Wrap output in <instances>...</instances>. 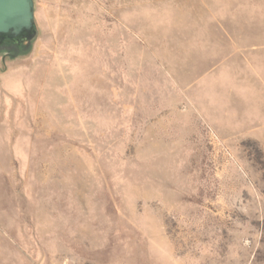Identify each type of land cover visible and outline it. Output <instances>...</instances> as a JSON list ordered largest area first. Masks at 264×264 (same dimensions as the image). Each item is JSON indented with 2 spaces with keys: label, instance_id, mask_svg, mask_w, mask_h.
<instances>
[{
  "label": "rangeland",
  "instance_id": "1",
  "mask_svg": "<svg viewBox=\"0 0 264 264\" xmlns=\"http://www.w3.org/2000/svg\"><path fill=\"white\" fill-rule=\"evenodd\" d=\"M33 1L0 264H264V0Z\"/></svg>",
  "mask_w": 264,
  "mask_h": 264
},
{
  "label": "water",
  "instance_id": "2",
  "mask_svg": "<svg viewBox=\"0 0 264 264\" xmlns=\"http://www.w3.org/2000/svg\"><path fill=\"white\" fill-rule=\"evenodd\" d=\"M37 34L33 0H0V46L30 43Z\"/></svg>",
  "mask_w": 264,
  "mask_h": 264
},
{
  "label": "trees",
  "instance_id": "3",
  "mask_svg": "<svg viewBox=\"0 0 264 264\" xmlns=\"http://www.w3.org/2000/svg\"><path fill=\"white\" fill-rule=\"evenodd\" d=\"M36 40H37V37L34 41L30 43L29 42L24 43L20 49H17L12 53H7L5 49L0 48V55L10 60L28 57L33 51V47H34ZM251 147H254L253 150L255 151L254 152L255 158H256L255 160L261 163L262 162V152L258 148V145L256 143H252Z\"/></svg>",
  "mask_w": 264,
  "mask_h": 264
},
{
  "label": "flooded vegetation",
  "instance_id": "4",
  "mask_svg": "<svg viewBox=\"0 0 264 264\" xmlns=\"http://www.w3.org/2000/svg\"><path fill=\"white\" fill-rule=\"evenodd\" d=\"M22 45H4V46H0V48L5 49L7 51V53H12L17 49H20Z\"/></svg>",
  "mask_w": 264,
  "mask_h": 264
}]
</instances>
